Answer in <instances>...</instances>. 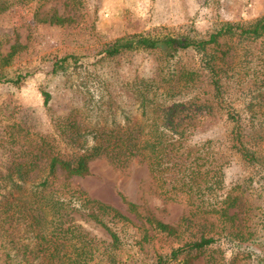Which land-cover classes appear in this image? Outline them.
<instances>
[{
	"label": "trees",
	"instance_id": "1",
	"mask_svg": "<svg viewBox=\"0 0 264 264\" xmlns=\"http://www.w3.org/2000/svg\"><path fill=\"white\" fill-rule=\"evenodd\" d=\"M42 20L62 24L67 18L54 13ZM26 46L12 44L6 53H0V65L12 66ZM188 48L201 55L198 67L178 65L179 52ZM141 49L156 51L174 64L166 70L161 67L157 77H134L127 81L136 101V113L135 107L116 106L105 94L96 97L91 93L82 108L97 116L95 120L70 112L56 117L55 129L48 132L18 125L13 140L18 141L24 132L33 144L30 147L22 142L18 148H10L13 158L5 171H0L3 264H121L127 261L121 253L127 244V250L136 245L139 250L145 249L143 264H171L178 259L191 264L220 241L232 243L240 236L236 212H231L239 196L233 193L235 186L227 189L224 183L228 157L223 158L214 149L217 143L227 141L245 162L257 167L258 179L253 181L264 186L259 142L264 139V15L247 22H221L208 38L158 29L136 33L115 39L100 52L102 58H112ZM55 58L49 69L52 73L64 69L66 63L80 67L82 56L70 52ZM231 58L243 60L246 65L237 66ZM15 70L13 75H0V84L21 85L38 68L25 66ZM106 88L103 83L97 85L101 91ZM241 92L250 97L246 111L238 107V100L244 99L238 95ZM43 94L48 104L51 94L46 90ZM118 110L123 112L125 121L107 122ZM216 115L228 123L227 137L208 136L194 141L199 123ZM100 119L106 121L101 123ZM246 121L255 125L253 134ZM5 143L0 139V146ZM98 156L117 166L125 165L133 157L142 158L164 197L184 199L193 214L201 212L222 225L210 221L211 229L173 245L170 241L183 238V224L143 215L138 204L125 198L124 212L70 187L68 181L59 182V171L67 179L89 174L90 161ZM78 215L101 224L110 238L103 240L92 234ZM228 222L230 229L225 233Z\"/></svg>",
	"mask_w": 264,
	"mask_h": 264
},
{
	"label": "rangeland",
	"instance_id": "2",
	"mask_svg": "<svg viewBox=\"0 0 264 264\" xmlns=\"http://www.w3.org/2000/svg\"><path fill=\"white\" fill-rule=\"evenodd\" d=\"M54 13L66 17V22L55 24L42 20ZM263 15L264 0H0V53H6L16 42L27 45L16 56L12 66L0 65V75H13L17 67L38 68L21 85L0 84V139L6 141L5 146H0V171L4 172L13 158L10 148L16 149L22 142L32 147L33 143H29L24 132L18 141L16 138L13 140L19 124L32 131L48 132L55 129L56 117L70 112L76 117L89 119L92 115L82 107L91 93L96 97L105 94V98H110L116 106L135 107L133 111L136 113V101L126 86L127 81L134 77H157L161 67L166 70L174 64L156 51L142 49L102 58L100 51L108 43L155 29L208 38L221 22H247ZM70 52L82 56L78 64L80 67L66 63L64 69L52 73L49 69L55 57ZM179 54L178 65L198 67L202 62L195 49L188 48ZM231 60L237 66L246 65L238 58ZM92 70H95L94 73ZM93 81L95 84L90 85ZM99 83L107 86L106 91L97 89ZM43 90L51 94L48 104L44 102ZM238 95L244 98L238 100L239 109L248 110L250 97L246 98V92ZM92 117L94 120L98 118ZM112 119L121 123L125 121L121 110L109 116L107 122ZM100 120L101 123L106 121ZM246 123L253 134L255 125L251 121ZM228 131L224 117L209 116L199 123L194 141L208 136L224 139ZM259 142L262 147L261 161L264 162V139ZM217 145L214 150L220 151L223 158L228 157L224 164L226 188L235 186L233 193L239 196L231 212H236L235 224L241 234L236 236L235 242L220 241L191 264H264V186L253 181L258 179L257 167L245 162L227 141ZM58 179L59 182L68 181L70 187L83 190L91 198L102 200L124 212H127V199L138 204L143 215H154L171 224H183V238L180 236L170 241L173 245L211 229L210 221L222 225L201 212L193 214V209L184 199L164 197L146 161L140 157H133L125 165L117 166L108 158L98 156L90 161L89 174L73 175L67 179L65 173L59 171ZM78 219L98 238H110L101 224L93 219L79 215ZM191 220L193 224L189 223ZM230 225L231 222H228L225 233ZM127 248L130 245L121 250L122 257L127 260L121 264L144 263L145 249L139 250L138 245L131 250ZM0 264H3L1 248ZM171 264L185 263L184 259H178Z\"/></svg>",
	"mask_w": 264,
	"mask_h": 264
}]
</instances>
